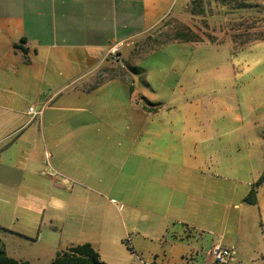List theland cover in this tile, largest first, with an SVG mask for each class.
Listing matches in <instances>:
<instances>
[{
	"label": "rangeland",
	"instance_id": "rangeland-1",
	"mask_svg": "<svg viewBox=\"0 0 264 264\" xmlns=\"http://www.w3.org/2000/svg\"><path fill=\"white\" fill-rule=\"evenodd\" d=\"M197 1L164 0L132 53L59 84L38 172L67 191L0 201V227L28 234L0 230L10 257L91 243L106 264H205L220 245L264 264V0Z\"/></svg>",
	"mask_w": 264,
	"mask_h": 264
},
{
	"label": "crops",
	"instance_id": "crops-1",
	"mask_svg": "<svg viewBox=\"0 0 264 264\" xmlns=\"http://www.w3.org/2000/svg\"><path fill=\"white\" fill-rule=\"evenodd\" d=\"M163 3L0 0V201L9 203L6 197H17L25 199L19 202L41 203L47 195L53 204L62 203L58 195L66 192V187L53 178L42 179L38 172L42 146L47 143L42 121L48 110H55L50 105L60 101L59 84L84 80L85 74L76 69L91 61L98 65L101 56L116 46L122 47V57L126 50L132 53L134 45L137 47L159 27L164 18ZM135 40L140 42L134 44ZM80 93L84 92L77 90ZM26 98L41 105V110L35 108L42 111L41 115L33 117L31 107L28 111L21 109L20 99ZM56 127L48 126L51 131ZM11 229L0 227L8 234L28 237L19 229ZM215 246L210 248L205 264ZM231 249L235 257L230 264H243V252Z\"/></svg>",
	"mask_w": 264,
	"mask_h": 264
},
{
	"label": "trees",
	"instance_id": "trees-1",
	"mask_svg": "<svg viewBox=\"0 0 264 264\" xmlns=\"http://www.w3.org/2000/svg\"><path fill=\"white\" fill-rule=\"evenodd\" d=\"M193 4H198L197 0H193ZM179 41H191L187 35H180ZM248 44V43H247ZM264 181V176L261 182ZM0 264H29L26 261H18L10 257L3 241L0 239ZM50 264H106L102 261L98 250L91 243L71 245L65 250L56 253Z\"/></svg>",
	"mask_w": 264,
	"mask_h": 264
},
{
	"label": "built area",
	"instance_id": "built-area-1",
	"mask_svg": "<svg viewBox=\"0 0 264 264\" xmlns=\"http://www.w3.org/2000/svg\"><path fill=\"white\" fill-rule=\"evenodd\" d=\"M122 47H114L110 50L111 54L116 55V59L119 60V50ZM30 114L33 115V117H36L38 115L42 114V111H36L35 107L30 108ZM235 257V251L230 248H226L223 246H215L214 249L210 253V261L208 264H230V262Z\"/></svg>",
	"mask_w": 264,
	"mask_h": 264
}]
</instances>
